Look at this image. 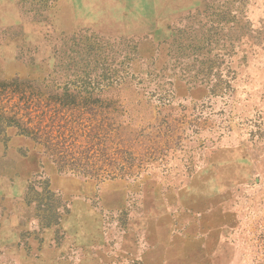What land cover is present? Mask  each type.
I'll return each instance as SVG.
<instances>
[{
    "label": "rangeland",
    "instance_id": "rangeland-1",
    "mask_svg": "<svg viewBox=\"0 0 264 264\" xmlns=\"http://www.w3.org/2000/svg\"><path fill=\"white\" fill-rule=\"evenodd\" d=\"M23 259L264 264V0H0V264Z\"/></svg>",
    "mask_w": 264,
    "mask_h": 264
},
{
    "label": "crops",
    "instance_id": "crops-1",
    "mask_svg": "<svg viewBox=\"0 0 264 264\" xmlns=\"http://www.w3.org/2000/svg\"><path fill=\"white\" fill-rule=\"evenodd\" d=\"M15 264H30L29 260L28 259H23L21 260L19 263H15Z\"/></svg>",
    "mask_w": 264,
    "mask_h": 264
},
{
    "label": "trees",
    "instance_id": "trees-1",
    "mask_svg": "<svg viewBox=\"0 0 264 264\" xmlns=\"http://www.w3.org/2000/svg\"><path fill=\"white\" fill-rule=\"evenodd\" d=\"M113 81H110V83H112Z\"/></svg>",
    "mask_w": 264,
    "mask_h": 264
}]
</instances>
